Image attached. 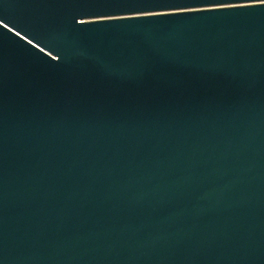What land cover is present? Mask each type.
Segmentation results:
<instances>
[{
	"label": "water",
	"instance_id": "1",
	"mask_svg": "<svg viewBox=\"0 0 264 264\" xmlns=\"http://www.w3.org/2000/svg\"><path fill=\"white\" fill-rule=\"evenodd\" d=\"M0 264H264V0H0Z\"/></svg>",
	"mask_w": 264,
	"mask_h": 264
}]
</instances>
